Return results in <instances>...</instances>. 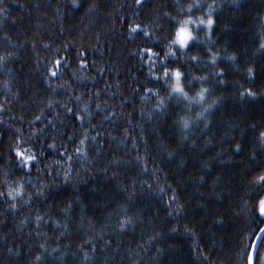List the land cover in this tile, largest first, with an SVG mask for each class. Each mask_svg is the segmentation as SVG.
<instances>
[{
	"label": "trees",
	"instance_id": "trees-1",
	"mask_svg": "<svg viewBox=\"0 0 264 264\" xmlns=\"http://www.w3.org/2000/svg\"><path fill=\"white\" fill-rule=\"evenodd\" d=\"M0 9V264H248L264 226V0ZM189 15L214 23H190L196 39L165 59ZM164 68L203 101L169 97Z\"/></svg>",
	"mask_w": 264,
	"mask_h": 264
},
{
	"label": "snow or ice",
	"instance_id": "snow-or-ice-1",
	"mask_svg": "<svg viewBox=\"0 0 264 264\" xmlns=\"http://www.w3.org/2000/svg\"><path fill=\"white\" fill-rule=\"evenodd\" d=\"M142 2V0H136L137 4H140ZM189 9H191L193 7V5H189L188 6ZM211 5H209V8L211 9ZM0 11H3V9H0ZM195 24L197 25V27L199 28V26L201 25H207V26H211L213 25L214 21L211 15L208 16L207 20L204 19H199V20H193L191 15H189L187 17V19L179 21L178 26L175 28L174 30V35L173 38L169 41V51L165 53V59L167 58V56L169 54L174 55L175 53L171 52V45H178L179 48L181 50L187 48L190 45V42L196 39V36H194L193 34V30L189 27V24ZM140 25H136V27L133 29V31H135L136 29H139ZM145 35H148L147 32L144 33ZM261 48H264V44H261ZM147 52L152 53V49L148 48L146 49ZM153 55H156L155 53H152ZM151 59V56L149 57ZM2 59V58H0ZM193 59H196L195 57H193ZM151 71V70H150ZM249 73L251 74L252 69L248 70ZM53 75H55V73H53ZM182 73L179 70H174L171 73L169 72L168 68H164V76L167 78L169 76H171L173 78V82L170 86V91L168 92V96L172 97L173 95L176 96L177 98V102H179L180 97L182 96L185 100H188L190 103L186 105L187 108H191L192 106V102L199 104L201 101H203L204 99V92L206 91L205 89H201V91L197 94V97H191L188 95V92L185 91V88L182 84ZM189 83H191L189 81ZM249 94L251 95L252 93L249 92ZM243 95V94H242ZM165 106V100L163 98H161L159 100V103L157 104V108L162 109ZM208 107H211V105H208ZM197 117H202L205 115L204 111L198 112ZM181 120L183 122V127L184 128H188L189 127V123L190 121L188 119H185L183 117H181ZM260 136L262 138H264V132L260 133ZM83 143V142H81ZM237 149H239V145H237ZM77 152H80L81 150L78 148L76 150ZM17 156L20 157V163L23 164L25 167H27L29 165L30 162L35 161L36 160V156L34 155H30V154H25L24 152H20L17 151ZM69 159H71V157H69ZM65 177H68V173H65ZM260 180H264V175L259 177ZM20 189H13L10 190L8 195L12 196L13 192L19 193ZM13 207H15V204H13ZM260 213L261 215H264V200H262L260 202ZM37 219H39V217H37ZM121 227H124V224H121ZM261 233H264V228L260 229ZM253 251H255V246L253 248ZM248 264H253V255L249 254L248 257Z\"/></svg>",
	"mask_w": 264,
	"mask_h": 264
},
{
	"label": "water",
	"instance_id": "water-1",
	"mask_svg": "<svg viewBox=\"0 0 264 264\" xmlns=\"http://www.w3.org/2000/svg\"><path fill=\"white\" fill-rule=\"evenodd\" d=\"M262 228H264V226ZM263 236H264V233H261V231H259L255 240H254V243H253L252 249H251V253H250L253 255V260H254V255H255L256 249H257V247H258ZM254 246H255V251H253Z\"/></svg>",
	"mask_w": 264,
	"mask_h": 264
}]
</instances>
